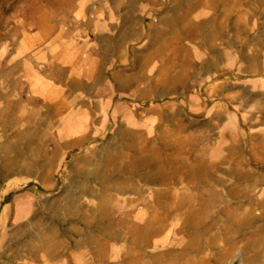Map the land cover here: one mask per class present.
<instances>
[{
  "label": "rangeland",
  "instance_id": "1",
  "mask_svg": "<svg viewBox=\"0 0 264 264\" xmlns=\"http://www.w3.org/2000/svg\"><path fill=\"white\" fill-rule=\"evenodd\" d=\"M81 1L0 0V59L11 58L13 49H21L25 36L42 37L45 27L64 21L68 9ZM132 46L138 57L136 62L133 59L134 96L122 91L116 95L120 105L129 100L130 106H120L112 123L93 141L64 153L39 119L40 113L35 114L39 144H30L22 136L28 124L22 118L27 113L9 112L7 122L4 117V122L0 120V264H94L91 238L82 239L77 230L86 231L82 219L100 214L104 202L124 199L139 202L129 213L117 209L114 215L123 219L144 216L150 212L144 201L152 200L157 190L169 197L209 196L210 216L220 217L215 230L221 235L216 242L190 256L220 257L219 262L206 264H264V245L259 251L254 244L259 227L264 226L263 134H251L253 142L245 147L242 132H221L232 127L225 128L223 118L212 119L207 103L198 112L180 102L172 60L162 57L155 41ZM141 57L145 65L150 61L153 65L143 70L149 69L146 74L141 73ZM11 70L0 61V82L6 81L3 93L8 98L14 95ZM9 99V110L15 111L14 98ZM35 151L42 156L40 170L30 160ZM35 168L38 175L32 176ZM30 200L34 209H19ZM248 208L255 215L251 225L226 229L228 216L240 221ZM122 226L116 255L128 248V229ZM101 241L106 246L110 243ZM80 242L84 243L73 255ZM154 250L155 242L144 251L145 256Z\"/></svg>",
  "mask_w": 264,
  "mask_h": 264
},
{
  "label": "crops",
  "instance_id": "2",
  "mask_svg": "<svg viewBox=\"0 0 264 264\" xmlns=\"http://www.w3.org/2000/svg\"><path fill=\"white\" fill-rule=\"evenodd\" d=\"M46 28L42 37L25 36L11 58L0 59L12 68L9 98L15 103V111L9 110L6 81L0 82V120L7 122L9 112L27 113L22 136L28 143H40L37 113L64 153L93 141L120 106H130L129 100L120 105L116 95L134 96L138 57L132 44L147 40L172 60L182 104L199 112L207 103L212 119L232 127L221 132H242L245 147L253 142L251 134L264 137V0H84ZM140 59L146 74L153 65ZM30 160L41 169L40 154ZM30 174L37 176L36 168ZM33 207L30 200L19 209ZM105 213L102 207L82 219V239L106 233L104 225L96 230Z\"/></svg>",
  "mask_w": 264,
  "mask_h": 264
},
{
  "label": "bare ground",
  "instance_id": "3",
  "mask_svg": "<svg viewBox=\"0 0 264 264\" xmlns=\"http://www.w3.org/2000/svg\"><path fill=\"white\" fill-rule=\"evenodd\" d=\"M208 198L203 194L169 197L162 190H157L152 200L144 201L150 212L141 217H138V214L131 216L130 219L120 218L114 215V212L123 209L129 213L139 201L124 199L108 202L105 205V216L96 227L97 230L104 225L107 232L100 239L96 234L91 237L94 264H206L212 260L219 262L220 257L216 258L214 255L206 258L189 254L193 251L203 253L204 247L212 246L221 235L215 230L220 217L215 219L210 216ZM242 212L240 221L227 217L226 229H241L253 223L255 215L252 210L248 208ZM120 225L128 229L125 233L128 248L121 255H116L115 248L122 237L118 231ZM171 231L172 241L168 235ZM258 237L254 244L260 249V245H264V226L259 227ZM101 239H107L109 245L106 246ZM153 242L155 250L150 257H146L144 251ZM115 255L119 260L113 258Z\"/></svg>",
  "mask_w": 264,
  "mask_h": 264
}]
</instances>
